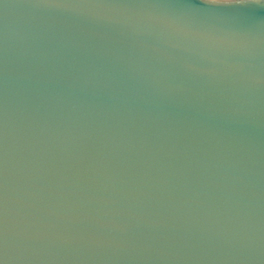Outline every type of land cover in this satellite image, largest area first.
<instances>
[{
    "label": "water",
    "instance_id": "1",
    "mask_svg": "<svg viewBox=\"0 0 264 264\" xmlns=\"http://www.w3.org/2000/svg\"><path fill=\"white\" fill-rule=\"evenodd\" d=\"M0 264H264V0H0Z\"/></svg>",
    "mask_w": 264,
    "mask_h": 264
}]
</instances>
